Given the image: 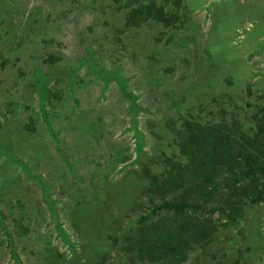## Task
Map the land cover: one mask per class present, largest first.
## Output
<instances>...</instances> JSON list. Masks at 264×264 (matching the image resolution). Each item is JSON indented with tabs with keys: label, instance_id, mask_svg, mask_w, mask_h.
I'll list each match as a JSON object with an SVG mask.
<instances>
[{
	"label": "rangeland",
	"instance_id": "1",
	"mask_svg": "<svg viewBox=\"0 0 264 264\" xmlns=\"http://www.w3.org/2000/svg\"><path fill=\"white\" fill-rule=\"evenodd\" d=\"M205 4L0 0V264H125L184 120L262 171L264 0ZM252 204L182 264H264Z\"/></svg>",
	"mask_w": 264,
	"mask_h": 264
},
{
	"label": "trees",
	"instance_id": "2",
	"mask_svg": "<svg viewBox=\"0 0 264 264\" xmlns=\"http://www.w3.org/2000/svg\"><path fill=\"white\" fill-rule=\"evenodd\" d=\"M260 112L264 115V107ZM184 122L185 128L177 136L179 143L176 142L184 157L168 160L167 169L159 177H151V187L156 186L153 190L161 192L158 215L150 222H146L147 217H141L136 228L140 225L143 231L125 239L123 256L128 253L125 264L145 259L152 264H182L194 249L208 246L218 230L215 221L225 218L229 223L224 224L229 227L237 222L236 218L245 208L264 200V164L261 172L249 168L244 157L235 155L231 149L225 150V140L229 142L231 138L220 139L214 128L207 131L209 123H199L196 119ZM263 136L264 130L259 137ZM257 143L262 160L264 142ZM254 148L252 143L245 151L255 161ZM244 163L247 168L242 170ZM257 172L261 173L262 184L251 182L248 186L236 187L237 180L240 183V179L255 176ZM168 192L172 193L171 199L170 195L162 197ZM150 203L154 205L155 201L150 199ZM157 207L155 204L153 212Z\"/></svg>",
	"mask_w": 264,
	"mask_h": 264
},
{
	"label": "crops",
	"instance_id": "3",
	"mask_svg": "<svg viewBox=\"0 0 264 264\" xmlns=\"http://www.w3.org/2000/svg\"><path fill=\"white\" fill-rule=\"evenodd\" d=\"M217 1H219V0H213V2H212V0H210V1H208V0H206V4H205V6H204V8H203V11H205V14H208V11H206V9H207V7H211V6H213ZM229 1V0H228ZM264 34V33H263ZM261 38H262V41H264V36H260ZM236 44H237V46L240 44L239 42H237V40H236ZM260 55L261 54H264V50H260Z\"/></svg>",
	"mask_w": 264,
	"mask_h": 264
}]
</instances>
